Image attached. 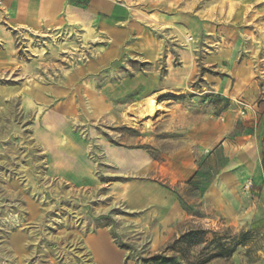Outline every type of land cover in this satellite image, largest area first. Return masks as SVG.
<instances>
[{
    "label": "rangeland",
    "instance_id": "374dc122",
    "mask_svg": "<svg viewBox=\"0 0 264 264\" xmlns=\"http://www.w3.org/2000/svg\"><path fill=\"white\" fill-rule=\"evenodd\" d=\"M127 5L138 16L125 25L143 14L142 26L157 39L154 59H144L133 39L113 44L104 31L87 39L70 27L35 35L29 47L20 34L12 57L0 53V264H167L163 257L264 264V0ZM34 58L40 64L32 78L46 85L76 71L92 80L73 82L66 100L41 98L38 107L37 82L28 95L23 83ZM171 68L186 73L183 85L143 97L125 88L139 72H155L160 85ZM57 103L69 108L82 141L72 177L47 173L29 116ZM249 138L260 143V178L245 176L238 160L230 164ZM114 145L149 157L138 173L120 172L106 158ZM215 181L238 199L237 219L207 195ZM170 194L181 208L171 222Z\"/></svg>",
    "mask_w": 264,
    "mask_h": 264
},
{
    "label": "crops",
    "instance_id": "0c3cea01",
    "mask_svg": "<svg viewBox=\"0 0 264 264\" xmlns=\"http://www.w3.org/2000/svg\"><path fill=\"white\" fill-rule=\"evenodd\" d=\"M130 1L132 0H0V53L4 58L6 57L5 60L8 56L12 57V51L16 49L17 36L20 34L23 36L27 47H29V40L35 35H57L64 32V28L70 27L71 29L83 30L87 39L94 36L97 29L104 31L105 34L113 38V44H122L126 39H133L139 52L144 54V59H154L159 45L152 32L142 26L143 14L138 17L135 24L125 25L127 19L138 16L127 5ZM145 17L148 19L147 21L157 22L156 14L145 15ZM122 21L124 25H119ZM31 48L38 51L40 49L39 46L35 45ZM186 55L184 59L188 60ZM39 64V59L34 58L25 65L26 80L23 81V83L27 82L25 84L26 90H24L27 95L31 92L29 83L32 81L37 82L36 86H32V91L37 92L38 107H41L44 103L43 100H40L41 98H64L66 100V97H69L68 92L71 91L70 88L73 82L82 79L92 80L91 75L77 73L76 71L61 75L58 80L59 84L46 85L45 78L42 80L32 78L37 76ZM185 74L181 69L171 68L161 79V84L158 85V76L155 72L151 71L147 74L139 72L133 76L132 80H125V84H128L125 88L130 91L137 90L138 95L143 97L144 92L148 95L152 91L183 85ZM65 105L57 103L48 109L28 107L31 110L35 109L29 114L33 122L31 125H35V136L38 145L46 155L47 173L53 177H72L74 175L72 170H76L78 161H80L82 141L74 136L70 111ZM242 146L244 148L240 153L236 152L235 158L233 157L230 160V164L238 160L237 163H242L240 170L244 171L245 176L255 175V177L260 178L263 176V172L258 164L259 157L257 159V156H259V141L256 138H249ZM105 153H107L108 162L118 165L120 172L125 173H138L149 157L141 149L129 150L115 145L107 146ZM126 161H128L127 164H125ZM233 176L238 177L236 172ZM230 194L229 192H223L220 183H217V181L211 184L207 190V195L212 202L223 209L230 220H233L240 217L241 212L238 199ZM168 199L170 206L166 209L165 217L167 221L171 222V220L180 217L181 208L173 200L171 194L167 196L166 202Z\"/></svg>",
    "mask_w": 264,
    "mask_h": 264
},
{
    "label": "trees",
    "instance_id": "16d2710c",
    "mask_svg": "<svg viewBox=\"0 0 264 264\" xmlns=\"http://www.w3.org/2000/svg\"><path fill=\"white\" fill-rule=\"evenodd\" d=\"M200 232H202L201 230H197V231H189V232H187L186 234H184L182 237H185V236H188V235H190V234H194V233H200ZM154 259H160V257H159V255L158 256H155V257H153ZM163 262L164 263H167V264H179V263H176L175 262V260H174V258H172V257H163ZM162 262V263H163Z\"/></svg>",
    "mask_w": 264,
    "mask_h": 264
},
{
    "label": "bare ground",
    "instance_id": "6f19581e",
    "mask_svg": "<svg viewBox=\"0 0 264 264\" xmlns=\"http://www.w3.org/2000/svg\"><path fill=\"white\" fill-rule=\"evenodd\" d=\"M154 109H155V106H154V105H151V106H150V111H151V110H154ZM100 197H102V195H100ZM70 240H72V239H70ZM64 241H66V240H64ZM74 246H75V245H74ZM72 251H73V250H72Z\"/></svg>",
    "mask_w": 264,
    "mask_h": 264
}]
</instances>
